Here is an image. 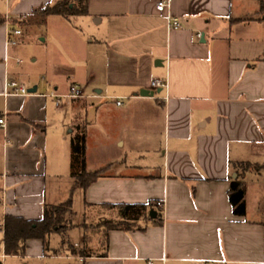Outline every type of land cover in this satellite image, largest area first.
<instances>
[{"label": "crops", "instance_id": "crops-1", "mask_svg": "<svg viewBox=\"0 0 264 264\" xmlns=\"http://www.w3.org/2000/svg\"><path fill=\"white\" fill-rule=\"evenodd\" d=\"M56 1L0 0V118L7 120L0 126V263L9 257L7 216L41 220L46 206L72 198L76 228L62 243L55 233L48 246L29 241L26 255L13 257L264 264V187L254 212L247 202L245 217L233 214L228 196L240 172L235 164L253 166L244 175L247 196L250 178L264 172V0H170L181 24L171 31L168 13L157 10L162 0H88V15L49 16L41 24L50 35L40 42L52 45L25 68L16 61L21 50L7 45L8 29H21L23 42L25 27L37 23L13 22ZM74 19L80 30L69 27ZM155 78L168 88H156ZM7 80L36 92L5 96ZM73 86L84 98L57 105L49 97ZM81 132L85 170L104 172L87 190L72 167L71 142ZM120 204L149 209L130 231L89 233V257L72 254L67 243L84 246L82 225L119 219L106 205Z\"/></svg>", "mask_w": 264, "mask_h": 264}, {"label": "trees", "instance_id": "trees-1", "mask_svg": "<svg viewBox=\"0 0 264 264\" xmlns=\"http://www.w3.org/2000/svg\"><path fill=\"white\" fill-rule=\"evenodd\" d=\"M88 15V0H57L53 4L46 5L38 10L31 20L23 22L14 21V25L24 27L29 22L41 25L49 16H62L66 19ZM4 19L0 18V25ZM72 167L74 177L77 180V186L87 190L94 182L100 179L103 171L88 173L85 170L86 155V133L81 132L73 137L72 142ZM234 167L239 170V176L231 180L228 192L229 202L233 214L238 217L246 216V193L247 187L244 181V175L250 171L253 166L249 163L235 164ZM109 209H117L119 219L108 220L99 224L82 225L84 230V246L77 251L73 246L67 243L72 254H81L89 257L87 245L89 243V233L92 231L103 230L105 234L112 230L130 231L134 229L135 221L143 215H147L149 205L146 204H120L106 205ZM75 212L73 210V199L57 206H46L41 220L29 221L21 217L7 216L4 225V250L7 256H24L27 252L29 241L40 240L48 246V240L51 235L58 233L62 236L76 228L74 223Z\"/></svg>", "mask_w": 264, "mask_h": 264}, {"label": "rangeland", "instance_id": "rangeland-1", "mask_svg": "<svg viewBox=\"0 0 264 264\" xmlns=\"http://www.w3.org/2000/svg\"><path fill=\"white\" fill-rule=\"evenodd\" d=\"M70 28H73L75 30H80V24L77 19H74L71 24H69ZM52 28V26H50ZM24 32L28 34V38H26L23 42H20L17 44L15 48L18 50H21L20 57L22 61L24 62V67L29 68L32 60L35 59L37 56L40 57L41 50H46L47 47H51L52 42L51 39H48L46 43H41L40 39L42 37L49 36V28L43 25H28L25 27ZM25 38V36H23ZM40 65L37 66L36 70L39 74H36L39 76V78L42 77L43 74H41V67ZM250 186H249V193L248 196L246 194V206L248 202L249 208L254 212L255 208L258 207V195L262 189V186L264 187V172H262L261 175H253V177L249 180ZM80 207L77 206V210ZM96 214V213H95ZM93 216H95L93 214ZM54 242H57V244H61L63 237L60 234H55L53 237ZM1 264V263H0ZM3 264H40L36 261L35 258H22V257H13L9 256L7 260L4 261Z\"/></svg>", "mask_w": 264, "mask_h": 264}, {"label": "built area", "instance_id": "built-area-1", "mask_svg": "<svg viewBox=\"0 0 264 264\" xmlns=\"http://www.w3.org/2000/svg\"><path fill=\"white\" fill-rule=\"evenodd\" d=\"M157 10L162 13H168V21H167V29L169 31L179 29L181 27L180 21L178 18L172 16L171 14V1L170 0H162L157 4ZM19 20H24V18H19ZM7 23H9V18H7ZM8 38H7V45L8 46H16L21 42L22 38V30L21 29H16V28H11L9 27L8 29ZM17 63H22L21 59H16ZM153 84L156 88H161V89H167L168 88V83L166 81H163L159 78H155L153 80ZM6 91L5 96H10V95H18V96H28L30 95L29 93V88L22 83L16 82V81H10L7 80L6 85H5ZM49 97L53 98L57 105H60L63 100L65 99H81L84 98V93L83 90L78 87V86H73L70 89V92L66 95H57L56 93L52 92ZM118 106L122 105V102L117 103ZM6 115L0 118V126L2 128H6ZM7 144H5L6 147ZM155 207L163 214L165 215V210H166V205L165 201H159L156 202ZM83 261V259H81ZM148 264H153L152 261H149Z\"/></svg>", "mask_w": 264, "mask_h": 264}, {"label": "water", "instance_id": "water-1", "mask_svg": "<svg viewBox=\"0 0 264 264\" xmlns=\"http://www.w3.org/2000/svg\"><path fill=\"white\" fill-rule=\"evenodd\" d=\"M35 92H36V89L29 90V93H35ZM142 95L143 96H149V94H147V92H142ZM151 95H154V94H151ZM155 215H157V212L151 211V216L155 217Z\"/></svg>", "mask_w": 264, "mask_h": 264}]
</instances>
